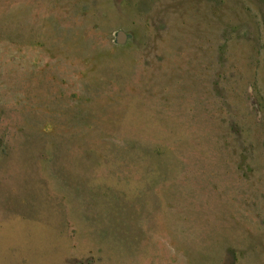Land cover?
Returning a JSON list of instances; mask_svg holds the SVG:
<instances>
[{"label": "rangeland", "instance_id": "374dc122", "mask_svg": "<svg viewBox=\"0 0 264 264\" xmlns=\"http://www.w3.org/2000/svg\"><path fill=\"white\" fill-rule=\"evenodd\" d=\"M0 264H264V0H0Z\"/></svg>", "mask_w": 264, "mask_h": 264}]
</instances>
